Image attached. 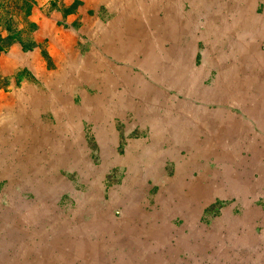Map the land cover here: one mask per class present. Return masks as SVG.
<instances>
[{"label": "rangeland", "instance_id": "obj_1", "mask_svg": "<svg viewBox=\"0 0 264 264\" xmlns=\"http://www.w3.org/2000/svg\"><path fill=\"white\" fill-rule=\"evenodd\" d=\"M50 1L30 10L35 45L0 53V264H264L263 222L229 238L227 201L175 181L264 155V126L237 118L185 148L188 120L204 119L190 132L201 137L222 102L264 123V0ZM231 56L223 75L208 67ZM190 153L210 154L178 168Z\"/></svg>", "mask_w": 264, "mask_h": 264}, {"label": "crops", "instance_id": "obj_2", "mask_svg": "<svg viewBox=\"0 0 264 264\" xmlns=\"http://www.w3.org/2000/svg\"><path fill=\"white\" fill-rule=\"evenodd\" d=\"M126 1L127 0H125L123 2V5ZM141 1L145 2V0H141ZM155 4L156 5L154 6V9L151 10V13L149 14L150 17H149L148 22H150V24H152L154 28L158 27V30H159V25L154 26V22L161 24V18H162L163 12H165V11L160 8V4H158L156 2H155ZM107 7H109V6H107ZM158 10L162 13L161 17H159V18L155 17L156 11H158ZM227 10H229V9L224 8L223 12L220 13L221 20H223V17L225 16L224 13H226ZM169 13H172V12L170 11ZM210 22L214 23V21H212V20H210ZM214 24H216V23H214ZM43 29H44L43 33H45L46 28H43ZM34 34H35V36H34ZM38 34L40 35V33L38 31H35L33 33V36H34L36 41L38 40ZM176 58L179 59V57H176ZM236 58H237V56H236ZM235 59H234V56L224 58L222 60H213V59L209 60L208 59L209 64H210L208 67L211 70L215 69L220 76V74L223 75V73L219 72V70L222 71V69H219V68L227 67L226 64H229V62H231V60L233 61V63L237 62L238 60L235 61ZM171 60H173L172 62H175V59L172 58ZM239 68L241 69L240 64H239ZM231 79H233V78H231ZM173 83L175 85H177V83H175V81H173ZM196 84L198 85V83H196ZM181 87H183V86H181ZM185 92H188L189 94H192V93L202 94V92L197 91L193 87H191L190 90L185 91ZM207 93H210L208 89L206 91V94ZM219 105L220 106L216 105L215 109L205 110V112H207V114L209 115V117L206 120L208 126H206V128L199 133V134H201V137H203V140H201V137H197V136L194 137V139H193L192 135L195 134L196 131L193 134H190V132L198 124L204 125V119L200 120V118H199V120H197V114L194 113V115H193L194 120L193 121L188 120L189 122L192 123V126H191L192 129H189L187 131L188 133L185 137L186 138L185 139V141H186L185 148L189 147V152L190 151L194 152L195 148L197 146H200L199 144H201L205 140V138L206 139H209V138L212 139L213 137H212L211 133L215 132V130L219 132V137H221L220 136L221 132L224 136L226 133H228V132H226L227 128H224V126L230 125L233 122V120H236V118L239 119L238 123L240 122L243 126L244 125L246 126V124L255 125V126H257V128H259L260 126H264V123L261 120H260L261 123H259V124L257 123V121H259V120H255V119H251V118H250L251 119L250 120L247 112L245 111V109L243 107V105L242 106L238 105V104L233 105V104H229L226 102H222ZM232 109H236L238 111L241 110L242 112L241 113H235L234 110H232ZM263 109H264V107H263ZM202 112H204V111H202ZM242 115H245L246 118H243ZM177 116H179V115H177ZM172 117L173 116H171L169 118V120ZM218 120H219V122H218ZM178 121H180V120H178ZM197 122H198V124H197ZM216 127H220V129L218 130V129H216ZM174 128L177 129L176 126H174ZM207 128L210 130L207 131ZM257 128H253L255 130L252 129L250 131L252 133L255 132V134H253V136L258 138V136L261 137L262 131H260V132L257 131ZM176 129H173V132ZM235 131L236 130H232V132H230V133H234ZM172 136L174 138L177 137V136H175V133H173ZM248 137H250V136H248ZM191 138H192V142L190 140ZM220 139L221 138H218V140H220ZM260 139H263V138L261 137ZM192 143H195V144L193 145ZM174 149L175 148H173V150ZM213 152L215 155L216 154L219 155L221 153V150L218 148V149L214 150ZM213 152H211V153H213ZM209 154H199V155L192 156L190 153L188 155V157L186 159H184L181 164H180V162L178 163L177 167L180 169H187L188 166H192L193 161L196 158V156H207ZM240 156L241 155H239V158H237V159L235 158L236 155H234L233 158L227 157L228 161L224 162V166H223V162H222L218 165L217 168H215L214 160H213L214 165H211V167H209V165L206 164L207 162H204L203 163L204 165L199 170H197V172L194 173L193 175H192L191 171H188V172L184 171V174L178 172L176 174L175 181L177 179L179 181L180 180H187V179H194V180H196V182L198 184H203L206 182V185L210 189V191H208L209 192L208 196L205 199L207 203L211 202L213 200H216V199H224L227 201V202H225V205L222 206V209H220V214L218 217L220 221L228 222L227 227L230 226V224L233 227L232 231L227 229V231L229 232V234L227 232V236L229 238L235 237V238H241L242 239L243 238L242 236L245 235V232L248 233V230L250 229V223H252L254 221L253 220L254 218H256L260 222L264 223V209L261 206L257 205L258 200H259L260 203H262L261 205L264 206V155L262 156L261 160L255 161V163L251 166L247 165L248 160H246V161L242 160V162H239V159L241 157H243V156H241V157ZM215 159L220 161L219 157H217ZM245 159H246V157H245ZM228 163H230V165H231V168H230L231 171H229V172L223 171V168L224 167L226 168V164H228ZM241 163H243V164L239 166V164H241ZM260 163L263 165L262 167L260 166ZM245 165L250 167V169L249 168L248 169L243 168V166H245ZM227 170H229V169H227ZM179 174H181V175H179ZM182 176H184V179ZM190 183H191V181H190ZM192 184H195V183L192 182ZM206 189L209 190L208 188H206ZM244 191H247V194H244ZM259 195H261V198L258 199ZM200 202H202V201L199 200L198 204H200ZM242 206L243 207L249 206V208H251V209L256 208L257 212L255 215H253L249 218H246V220L241 219L240 221H238L237 215L239 214V208H241ZM226 209H227V211L229 210L227 212V216L222 217V213ZM242 227H243V229H242ZM246 228H247V231H246ZM241 229H242V231H241ZM233 232L234 233L239 232V235L237 236L236 233H235V235H232L231 233H233Z\"/></svg>", "mask_w": 264, "mask_h": 264}, {"label": "trees", "instance_id": "obj_3", "mask_svg": "<svg viewBox=\"0 0 264 264\" xmlns=\"http://www.w3.org/2000/svg\"><path fill=\"white\" fill-rule=\"evenodd\" d=\"M36 0H0V53L18 42L22 48L30 49L35 45L32 33L36 24L29 13ZM52 3L55 0L50 1ZM4 82L0 80V88Z\"/></svg>", "mask_w": 264, "mask_h": 264}]
</instances>
